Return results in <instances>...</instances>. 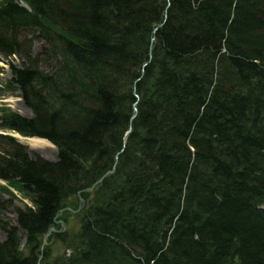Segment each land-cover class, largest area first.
<instances>
[{
	"label": "trees",
	"instance_id": "obj_1",
	"mask_svg": "<svg viewBox=\"0 0 264 264\" xmlns=\"http://www.w3.org/2000/svg\"><path fill=\"white\" fill-rule=\"evenodd\" d=\"M10 57L0 129L57 153L0 137V264H264V0H0Z\"/></svg>",
	"mask_w": 264,
	"mask_h": 264
},
{
	"label": "rangeland",
	"instance_id": "obj_2",
	"mask_svg": "<svg viewBox=\"0 0 264 264\" xmlns=\"http://www.w3.org/2000/svg\"><path fill=\"white\" fill-rule=\"evenodd\" d=\"M39 45L40 43L37 41L32 43L30 47L31 53L33 54L37 53V51L39 50ZM104 62L109 63V60L104 59ZM7 63L14 65V66L19 65V62L15 57L6 58L2 63H0V114L3 113L4 109H9L12 112L20 115L21 117L25 119L26 118L31 119L32 114L22 103L21 99L19 98V93L15 91L10 92L5 88L7 81L10 79V70H9V66L7 65ZM6 135H9L15 138L18 141V143L26 149V152L28 155L39 156L40 158L50 161V162L56 161V151L53 149V146L49 142H48L49 145H45V144L44 145H34L31 140L35 138L25 140L23 138L18 137V135L14 134L13 132L7 133V132L0 131V137H4ZM2 146L3 145H0V153L1 151L3 150L7 151L8 149L6 147L3 149ZM7 152H9V150ZM86 193H89V192L87 191ZM12 194H15V197L17 198V200L16 201L13 200L10 203L4 204L5 210L2 214H0V218L11 223V225L15 227L17 226L16 225L17 223L16 210L22 209L24 207H30L31 204L27 199L23 198L22 195L19 194L18 192L14 191V193L12 192ZM0 199H2V204H3V201L5 202L7 200H10V198L5 193H0ZM67 205H69L68 207L74 213H71L70 210L69 212L67 211L68 213L66 214L63 213L61 217L58 218L57 221L62 222L64 226L60 230H57L56 228V230L54 231H58L60 233L67 231L70 233L72 232L71 231L72 228L76 226V224L79 222L80 217H81L80 214L83 212L82 208H83V205L85 204L83 203L81 205H78V203H76L74 199H71L70 201H68L66 206ZM21 235L22 234L20 233V236ZM21 238L23 239V237ZM4 240H5V235L3 232L0 231V243H2ZM23 244H24V240L21 241V248L23 247ZM45 244L46 243H43V246H45ZM50 247L53 249L54 253H59V250H61L62 248L60 244L54 243V242L51 243Z\"/></svg>",
	"mask_w": 264,
	"mask_h": 264
},
{
	"label": "water",
	"instance_id": "obj_3",
	"mask_svg": "<svg viewBox=\"0 0 264 264\" xmlns=\"http://www.w3.org/2000/svg\"><path fill=\"white\" fill-rule=\"evenodd\" d=\"M161 25H159L158 27H160ZM155 30H157V28L155 29ZM144 66H146V64H144ZM143 66V67H144ZM117 160V156H116V158H115V161ZM114 171H113V169L111 170V171H108V172H106L99 180H97V182L90 188V192H91V197H92V195H93V189H94V187L96 186V185H99L102 181H103V179L104 178H106V177H108V176H110L112 173H113ZM51 231V230H50Z\"/></svg>",
	"mask_w": 264,
	"mask_h": 264
},
{
	"label": "bare ground",
	"instance_id": "obj_4",
	"mask_svg": "<svg viewBox=\"0 0 264 264\" xmlns=\"http://www.w3.org/2000/svg\"><path fill=\"white\" fill-rule=\"evenodd\" d=\"M29 140V139H28ZM32 141V143L34 144V145H49V143L47 142V141H44V140H39V139H32L31 140ZM124 143H125V139H124ZM124 145L125 144H123V147H124ZM115 164H116V162L114 163V166H113V171H114V167H115ZM111 171V170H110ZM260 208H262V209H264V205L263 206H261Z\"/></svg>",
	"mask_w": 264,
	"mask_h": 264
}]
</instances>
